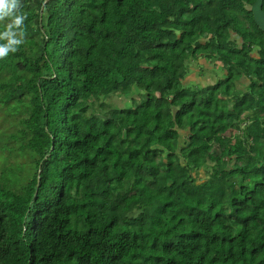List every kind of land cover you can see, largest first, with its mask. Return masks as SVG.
<instances>
[{
  "label": "trees",
  "instance_id": "1",
  "mask_svg": "<svg viewBox=\"0 0 264 264\" xmlns=\"http://www.w3.org/2000/svg\"><path fill=\"white\" fill-rule=\"evenodd\" d=\"M16 3L0 264H264V0ZM202 57L225 76L185 85ZM114 93L134 105L97 104Z\"/></svg>",
  "mask_w": 264,
  "mask_h": 264
},
{
  "label": "rangeland",
  "instance_id": "2",
  "mask_svg": "<svg viewBox=\"0 0 264 264\" xmlns=\"http://www.w3.org/2000/svg\"><path fill=\"white\" fill-rule=\"evenodd\" d=\"M36 2H39L41 0H35ZM3 19L0 16V20ZM234 37H236L234 35ZM189 66H190V73L188 74L187 78L183 81V83L185 85H187L189 82H196L199 85L208 83V84H214L219 78L224 77L225 76V69L223 68L222 64L220 63L219 60L214 59V60H208L206 58H199V59H190L189 60ZM240 81L238 82V87L240 89H244L245 86L248 84V80L245 78H242ZM141 96H145L143 93L141 92H137L136 94H134V101L136 99H138ZM105 102L106 104H108L111 107H115V108H125V107H130L133 106V98L131 96H124L120 93H114L111 94L108 97H103L101 96L99 101H97V104L100 105V103ZM232 104V103H231ZM97 105V107H98ZM97 109V108H96ZM97 111H99V109H97ZM99 115H101V113H98ZM22 118V115H13V116H4L2 112H0V137L1 138H5L6 134H12L13 132L16 133L20 128L21 125L19 124V120ZM189 134V132H187V130L185 131H181V135L179 138V149L177 153H180V149L185 146L188 142L187 139V135ZM229 134L233 135L235 134L234 132H229ZM228 134V135H229ZM9 154V153H7ZM5 155L0 151V175L2 174L3 170H4V165L7 162V166H11L14 167V170L16 171V166H19L20 164H22L24 162V158L19 157V155L17 153H14L11 155L10 158H8V161L4 162V157ZM166 157V154H165ZM181 157V163H183L185 160L182 157V155H180ZM234 163V159L233 157L230 160V165H233ZM4 164V165H3ZM211 171V164H205L204 166H202L199 169H195L194 170V174L195 176L198 178V181H200L203 178L207 177V173L206 172H210ZM29 172V169H26L24 172V175L27 176ZM17 173V172H16ZM18 174V173H17ZM12 176V175H11ZM25 178V177H24ZM23 178V179H24ZM22 179V181H23Z\"/></svg>",
  "mask_w": 264,
  "mask_h": 264
},
{
  "label": "clouds",
  "instance_id": "3",
  "mask_svg": "<svg viewBox=\"0 0 264 264\" xmlns=\"http://www.w3.org/2000/svg\"><path fill=\"white\" fill-rule=\"evenodd\" d=\"M17 9L16 0H0V16H11V23L8 25V31L4 33L9 39L6 43L0 44V56L6 55L10 49L15 50L14 46L21 41L15 38L12 34L13 26H21L25 19L23 14H20L14 10Z\"/></svg>",
  "mask_w": 264,
  "mask_h": 264
}]
</instances>
